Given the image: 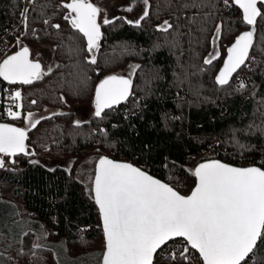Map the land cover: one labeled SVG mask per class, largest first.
Returning <instances> with one entry per match:
<instances>
[{
  "label": "trees",
  "instance_id": "1",
  "mask_svg": "<svg viewBox=\"0 0 264 264\" xmlns=\"http://www.w3.org/2000/svg\"><path fill=\"white\" fill-rule=\"evenodd\" d=\"M97 1L90 0L93 4ZM24 2L0 0V39L21 19ZM68 2L30 3L27 30L21 24L9 35L11 48L0 47L2 61L18 50L17 37L30 49L43 43L63 45L68 59L61 84L54 81L60 76L58 66L33 85H10L0 78V104L4 101L1 93L9 86L25 90L22 113L42 111L46 105L64 110L79 103L91 106L99 82L135 59L139 68L132 78V95L127 102L106 110L103 119L96 118L93 112L86 119L90 123L79 128L74 127V113L42 120L28 131L27 147L34 148L35 155L15 156V163L8 157L7 166L0 169V186L12 188L14 201H23L29 214L41 220L53 235L63 238L68 251L73 252L70 255L87 257L104 247L98 206L90 189L78 178L81 165L90 157L107 156L130 162L183 195L194 188L196 178L191 171L204 155L209 160L240 167L264 164V132L259 130L264 129V22L257 20L250 54L254 59L247 61L229 85L221 87L215 78L227 52L219 57V68L208 65L202 70L217 23L223 24L220 40H227L228 47L236 35L250 29L242 23V13L234 7L225 8L222 0H204L201 8L183 7L193 0H150L149 18L140 27L128 24L125 17L104 25L101 14L98 22L103 37L95 65L86 62L89 54L84 51L86 42L82 36L63 19L67 10L61 5ZM53 7L57 10L51 18ZM59 12L60 22L56 23ZM44 19L50 23L44 24ZM164 20L173 24L168 33L156 30ZM52 24L61 27L55 29ZM67 46L80 51L70 52ZM4 51L6 56L2 57ZM243 72L247 87L237 91L236 78ZM53 87L58 90L55 94L51 93ZM32 100L37 103L31 104ZM5 119L6 114L0 113V123H6ZM11 124L22 127L21 123ZM40 128L45 131L43 138L33 141L34 132ZM102 129L107 135L101 133ZM237 140L245 149L236 145ZM33 159L38 163H31ZM43 162L71 165L57 166L51 172L42 167ZM1 198L0 194V221L7 225L12 210ZM169 248L170 245L165 246L167 251H160L156 261L164 264L161 257L167 258ZM189 254L198 257L192 249ZM25 256L29 264H59L55 252L46 247L28 249Z\"/></svg>",
  "mask_w": 264,
  "mask_h": 264
},
{
  "label": "snow or ice",
  "instance_id": "2",
  "mask_svg": "<svg viewBox=\"0 0 264 264\" xmlns=\"http://www.w3.org/2000/svg\"><path fill=\"white\" fill-rule=\"evenodd\" d=\"M35 4V0H28ZM144 9L140 17L127 20L136 27L149 18L150 0H141ZM225 8H236L242 13L241 21L250 26V30L240 32L234 42L226 49L227 56L223 67L215 78L221 86L229 85L232 77L250 57L258 18L264 22V0H222ZM204 0H193L185 3V8H201ZM67 10L63 19L79 33L89 54L87 63H97L100 41L103 37L98 18L102 9L90 0H70L63 3ZM126 11L131 12L133 7ZM28 8L21 13L22 24L28 28ZM123 19V18H116ZM103 19V24L113 23ZM195 22V18H193ZM49 24L48 19L43 20ZM60 29V24L51 25ZM173 24L168 20L156 26V30L168 33ZM223 24L215 28L212 44L217 45L222 36ZM38 38V37H37ZM75 39V37H70ZM17 45L20 39L17 37ZM77 51L80 49H72ZM220 56L219 50L211 53L204 60L210 65ZM139 65L130 66L128 76L109 75L95 89L94 116L103 119L106 110L113 109L127 102L132 95V77ZM52 67L45 71L42 64L31 58V51L20 46L12 55L0 61V78L10 85H33L51 74ZM240 81L237 91L246 89ZM14 101V107L6 109L12 120L22 118L24 105L21 91H15L8 97ZM63 99V98H61ZM36 100L31 104L35 105ZM264 103V101H262ZM53 116L64 115L53 113ZM28 128L17 127L11 123H0V154L14 158L19 154L34 156L29 151L26 141L28 131L36 128L42 119L34 118V113L27 112L23 116ZM90 121H74L79 128ZM252 125H249L251 128ZM264 132V129H259ZM101 133L107 135L106 130ZM235 139V136H234ZM240 149L245 145L236 141ZM15 163V160H11ZM33 164L38 161H30ZM0 158V168H4ZM191 175L196 178L194 189L189 195H182L168 183L149 175L146 171L127 162H118L107 156H101L96 162L95 174L91 181L90 195L98 206L103 233V251L99 254L97 264H159L156 256L159 251H167L165 246L170 241L181 240L182 247L168 251L167 258L161 257L164 264H264V164L261 166L235 167L219 160H208L199 163ZM24 235H28L27 232ZM39 248V244H34ZM195 250L198 257L189 254Z\"/></svg>",
  "mask_w": 264,
  "mask_h": 264
},
{
  "label": "rangeland",
  "instance_id": "3",
  "mask_svg": "<svg viewBox=\"0 0 264 264\" xmlns=\"http://www.w3.org/2000/svg\"><path fill=\"white\" fill-rule=\"evenodd\" d=\"M99 1H100V3H103L101 5H103L107 9H110L111 13H110V16L108 17V19H110V20H115L118 17L122 18L123 16H125V18H127L128 20L135 21L140 17V15L143 12V8H140V9L138 8L137 5H140V2H137V1H133L131 4L126 3L127 0H99ZM118 2H121V5L115 7L116 5H118ZM105 5H107V6H105ZM108 6H109V8H108ZM128 7H133V10L131 12L134 14L125 10ZM56 10H57V7L50 8L49 13H51L50 14L51 18L56 15V14H54L56 12ZM57 14L58 15H57V22L56 23H59L60 22V15L59 14H61V13L59 12ZM101 20L103 21V18H101ZM218 24H221V23L218 22L217 25ZM55 34H57V33H55ZM214 35H215V31L212 35V38ZM20 46H25V44L20 41L19 47ZM69 47H71V46H69ZM69 47L67 46V49H69ZM227 48H228L227 40L221 41L219 39L217 45L211 46L206 58L211 53H214L217 50H219L220 56H221L222 54H224L226 52ZM63 49H64L63 45L57 46L53 42L52 43H43L38 48H35V49L31 48L30 49L31 58L39 61L42 64V66L44 67L45 71L48 69V67H52V69H53L52 72H54V70L57 68V66L60 67V70H59L60 76L58 77V81L56 79L54 80L56 82H59L61 79V76H65V73H66L64 71V69H66L65 66L67 64L68 51H65V50L63 51ZM18 50H19V48H18ZM5 53L6 52H3L2 55H5ZM132 65H139V64L135 61V59L129 60L122 67H120V68L116 67L117 69L113 70L112 73L109 75H121V76L127 77L128 73L130 71V66H132ZM210 65H212L213 68L214 67L219 68L221 65V60H219V58L216 60H213L212 64H210ZM209 67L210 66L205 65V66H203L202 70H206ZM248 68L252 69V67H250V65H248ZM137 70H138V68L136 69V71ZM106 76H108V75H106ZM44 78H43V80H44ZM245 79H246L245 72H243L237 76L235 83L239 84L240 81H243V83L246 85ZM43 80H41V81H43ZM59 84H61V83L59 82ZM17 90L21 91L22 96L24 95L25 90L23 89V87H16V88H11L9 86L5 87L4 93H1L4 101H3V105L0 104V109H1L0 113L6 114V119H5L6 123H15V124L21 123L22 127L28 128V123H27L26 119L23 118V116L26 115V113H22V118H21L22 120L21 119L12 120L10 117L7 116L6 109L8 107H13L14 111L17 110L14 107L15 102L8 98V97L14 95L15 91H17ZM56 91H58V90L55 87H53V91L51 93L55 94ZM94 94H95V92H94ZM94 97H95V95H93V97H92L91 106H89V104H87V103H79V104H76V106H74V107H70L69 109L64 110V109H59L56 107H50V106L46 105V107H44V109L42 111H38V110L36 111L35 110V111H27V112L34 113V118H36V119H39L41 117H54L52 115L53 113H63V114L74 113L76 120L86 121V119L89 118L90 115H93ZM24 98H26V97H24ZM23 102H24V100L20 101V103H22V104H23ZM21 111H23V110H21ZM56 116H58V115H56ZM42 120H44V119H42ZM44 132L45 131H41V128L39 130H37L36 132H34L33 141H37L39 139H42ZM28 149H29V151L35 152L34 148L29 147ZM0 156L2 157V154H0ZM202 158H203V161L209 160V158H207L206 155H204ZM14 160L16 161V158ZM33 160L38 161L37 159H33ZM98 160L99 159L97 157H90L89 159H87L84 162L83 165H81V167L79 169L78 178L89 189H91V186H92L91 181H92V178L94 177L96 162ZM4 161H5L4 163H5V167H6L7 162H9L10 160L8 157L4 156ZM41 165H42V167H44V169L52 172L57 166L69 168L71 164L70 163L58 164V163H54V162H51V163H44L43 162V163H41ZM0 188H1L0 194L2 197L1 198L2 202L5 204H8L12 210V215H11L12 218H10L7 225H5V223L0 221V264H29V261H28L29 258L27 256H25V252H28V249H33V250L36 249L33 247L34 244H39L40 247H46V248L52 249L55 252V254L59 260V264H97V261L99 259V254L102 251H99V250L92 251L89 253V255L87 257H81V256L78 257V256L70 255V253H73V252L68 251V248L66 246V242L63 238H60V237L53 235L51 233V231L46 227V225L41 220L37 219L35 215L29 214L25 210V208L22 204L23 201L17 202L11 198L12 197V188L3 187V186L2 187L0 186ZM21 208H22V211H21ZM25 232H27L28 235H24ZM102 246H104V245H102ZM102 248L103 247H101L100 249H102Z\"/></svg>",
  "mask_w": 264,
  "mask_h": 264
},
{
  "label": "built area",
  "instance_id": "4",
  "mask_svg": "<svg viewBox=\"0 0 264 264\" xmlns=\"http://www.w3.org/2000/svg\"><path fill=\"white\" fill-rule=\"evenodd\" d=\"M26 3H28V2L26 1ZM21 23H22V18L18 21V23L16 24V26H14L8 32V34H6L5 36H3L0 39V47H2L4 49H8L10 47L11 43H10V40H9V35H11L20 26ZM181 246H182L181 240H177L175 242H172V243H170L169 251L175 250L177 247H181ZM157 262H159V264H160V261L157 260Z\"/></svg>",
  "mask_w": 264,
  "mask_h": 264
},
{
  "label": "water",
  "instance_id": "5",
  "mask_svg": "<svg viewBox=\"0 0 264 264\" xmlns=\"http://www.w3.org/2000/svg\"><path fill=\"white\" fill-rule=\"evenodd\" d=\"M249 30H250V29H249ZM255 40H256V35H255V37H254V43H255ZM251 51H252V50H251ZM251 51H250V54H251ZM225 59H226V58H225ZM246 63H247V62H246ZM222 67H223V65H222ZM222 67H221V68H222ZM243 67H244V66H242L241 68H243ZM241 68L237 71V73L241 70ZM220 70H221V69H220ZM218 73H219V72H218ZM237 73H235V74L233 75V77H234ZM217 75H218V74H217ZM233 77H232V78H233ZM104 79H105V78H104ZM230 82H231V81H230ZM229 84H230V83H229ZM129 97H130V96H129ZM119 105H120V104H119ZM114 107H115V106H114ZM14 126H15V125H14ZM17 127H18V126H17ZM27 142H28V140L26 141V144H27ZM20 155H23V154H19V155H17V156H20ZM0 158H2V157L0 156ZM110 159H111V158H110ZM112 160H115V161H118V162H126V161L117 160V159H112ZM210 160H213V159H210ZM205 161H208V160H205ZM205 161H202V162H200V163H203V162H205ZM219 161H221V160H219ZM221 162L226 163V162H224V161H221ZM127 163H130V162H127ZM131 164H132V163H131ZM227 164H229V165H231V166H235V165H232V164H230V163H227ZM133 165H134V164H133ZM197 165H198V164H197ZM134 166H136V165H134ZM136 167H138V166H136ZM235 167H240V166H235ZM247 167H248V166H247ZM138 168H140V167H138ZM0 169H1V168H0ZM141 169H142V168H141ZM142 170H143V169H142ZM144 171H145V170H144ZM147 173H148V172H147ZM148 174H149V173H148ZM149 175H151V174H149ZM151 176H153V175H151ZM153 177L156 178L155 176H153ZM157 179H158V178H157ZM159 180H160V179H159ZM161 181H162V180H161ZM162 182H164V181H162ZM164 183H166V182H164ZM170 186H171V185H170ZM194 187H195V186H194ZM174 189H175V188H174ZM193 189H194V188H193ZM193 189H192V190H193ZM175 190L178 191L177 189H175ZM192 190H191V191H192ZM178 192H179V191H178ZM190 193H191V192H190ZM190 193H189V194H190ZM189 194H188V195H189ZM182 195H183V194H182ZM178 240H180V239H178ZM170 242H172V241H170ZM170 242H169V243H170ZM169 243H168V244H169ZM194 251H195V250H194ZM159 252H160V251H159ZM159 252H158V253H159ZM158 253H157V254H158Z\"/></svg>",
  "mask_w": 264,
  "mask_h": 264
},
{
  "label": "crops",
  "instance_id": "6",
  "mask_svg": "<svg viewBox=\"0 0 264 264\" xmlns=\"http://www.w3.org/2000/svg\"><path fill=\"white\" fill-rule=\"evenodd\" d=\"M133 1L140 2V5H137L138 8H139V9H140V8H143V9H144V5L141 3V0H127L126 3L131 4ZM97 3H98V7L102 9L101 12H105L106 17H109V16H110V13H111V12H110V9H107L106 7H104L103 5H101V4H103V3H100L99 0H98ZM119 5H121V2H118V5H116L115 7H117V6H119ZM105 6H107V5H105ZM108 8H109V6H108Z\"/></svg>",
  "mask_w": 264,
  "mask_h": 264
},
{
  "label": "flooded vegetation",
  "instance_id": "7",
  "mask_svg": "<svg viewBox=\"0 0 264 264\" xmlns=\"http://www.w3.org/2000/svg\"><path fill=\"white\" fill-rule=\"evenodd\" d=\"M95 4H96V6H98V3H97V2H96ZM131 13H132V12H131ZM132 14H134V13H132Z\"/></svg>",
  "mask_w": 264,
  "mask_h": 264
},
{
  "label": "bare ground",
  "instance_id": "8",
  "mask_svg": "<svg viewBox=\"0 0 264 264\" xmlns=\"http://www.w3.org/2000/svg\"><path fill=\"white\" fill-rule=\"evenodd\" d=\"M119 106V105H118Z\"/></svg>",
  "mask_w": 264,
  "mask_h": 264
}]
</instances>
